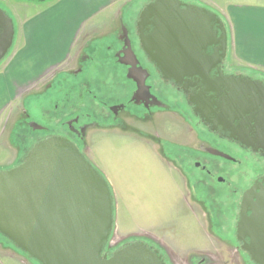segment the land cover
<instances>
[{"label": "water", "instance_id": "1", "mask_svg": "<svg viewBox=\"0 0 264 264\" xmlns=\"http://www.w3.org/2000/svg\"><path fill=\"white\" fill-rule=\"evenodd\" d=\"M137 34L164 79L202 84L195 98L202 117L213 114L214 124L231 129L245 145L264 148V82L219 71L228 33L216 12L184 0H153L140 14ZM14 37L13 18L0 8V62ZM211 71H219L218 76L211 78ZM262 217L248 220L258 226ZM113 222L107 179L66 140L38 141L17 165L0 169V235L38 264H165L141 243L103 255ZM257 233L262 240V229ZM263 248L254 252L257 258L250 252L262 264Z\"/></svg>", "mask_w": 264, "mask_h": 264}, {"label": "flooded vegetation", "instance_id": "2", "mask_svg": "<svg viewBox=\"0 0 264 264\" xmlns=\"http://www.w3.org/2000/svg\"><path fill=\"white\" fill-rule=\"evenodd\" d=\"M151 1L153 0L137 3L129 13L131 20L128 26L120 29L118 42L111 41L107 45L99 41L96 44V41L90 39L84 44L85 51L90 54V63H83L88 57L86 54L80 55V76H77L76 71L71 74L76 76L68 79L66 75H70V72L67 71L63 72V77L56 79L60 73H51L39 86L29 90V96L34 98L36 107L34 106L33 114L22 111L21 124L27 125L29 133L22 126L24 134L20 139L29 134L31 142L28 147H23L22 150L20 148V152H24L20 161L33 144L51 137L68 141L88 159L86 140L93 130L104 131L122 126L128 120L138 124L160 110L172 111L178 120L189 123L197 132V136L193 134L192 137L197 139L198 145L194 142L191 146L180 149L181 151L178 149L177 155L182 152L181 162L184 166L192 167L198 173L190 181L198 191V194H193L191 187L192 198L200 211L208 215V230L216 231L214 235L227 250L238 254L241 264H262L253 259L250 252L254 253L258 247H264V238L259 240L260 235H256L260 229L264 234V205L260 203V199L264 197V148L245 145L231 129L214 124L217 121L215 115H200L195 102L202 85L198 81L191 82L195 85L189 83L185 86L184 82L176 84L173 80L164 79L154 68L143 52L137 34L140 14ZM130 17L128 16L129 19ZM151 30L152 26H148L145 33L149 34ZM226 58L219 69L224 76H249L264 82L263 74L245 73L244 70L231 68L226 65ZM93 61L99 62V66L95 67L96 63ZM219 71H211L210 77H217ZM94 79L95 89L89 86ZM109 82L112 83L111 88L107 85ZM84 89L89 94L91 103L93 99L96 100L95 106L84 100L83 92H80ZM72 92H77L82 98L79 103V99L71 96ZM210 95L212 94H207ZM46 105H51V109H46ZM236 123L235 121L234 124ZM160 156L169 159L164 151ZM187 179L191 180L189 175ZM260 214H263L262 224L252 226L248 219ZM243 218L248 221H243ZM130 243L145 244L149 249L157 251L165 264H173L161 243L148 237H135L113 244L108 241L103 255L109 256ZM256 256L255 254L254 258ZM194 258V255L193 258L190 257L191 264H194ZM204 262L200 259L197 264Z\"/></svg>", "mask_w": 264, "mask_h": 264}, {"label": "rangeland", "instance_id": "3", "mask_svg": "<svg viewBox=\"0 0 264 264\" xmlns=\"http://www.w3.org/2000/svg\"><path fill=\"white\" fill-rule=\"evenodd\" d=\"M186 1L198 3V0ZM211 1L214 3L209 5L214 6L221 13L229 5L228 3L234 5L254 3L252 0ZM128 2L136 4L138 1L128 0ZM121 4L124 6L123 3ZM0 8L14 18L16 32L8 53L10 55L21 45L20 17H23V13L27 11L33 13L34 8L26 10L18 4L17 0H0ZM120 16L126 22L130 14L127 10ZM112 17L109 14L98 16L96 19L98 23L88 27L86 30L88 32H84L78 39L69 61L52 68L47 76L51 73L55 75L60 73L56 76L58 79L64 76L63 72L67 71L70 72V75H66L68 79H73L72 77L76 75L71 76V74L76 71L77 76H80L81 72L78 69L81 67L78 64L80 55L86 54L88 57L83 60V63L87 61L90 63V54L85 51L84 44L90 39L93 42L96 41V44L101 41L107 45L115 41L111 36V33L115 31L111 26L113 25L111 20L115 19ZM120 29L121 26L116 29L117 36L121 34ZM93 62L96 63L95 67L99 66V62ZM225 63L231 68L244 70L245 73L264 75L262 71L250 70L243 66L236 59L230 45ZM94 81L95 79L91 80L89 86L95 89ZM80 92H83L84 100L91 106L97 104L94 99L93 103L90 102L89 94L85 89ZM29 93L31 94V92H25L20 99L15 100L0 117V169L17 165L24 153L20 152V148L22 150L23 147H28L31 142L29 134V137L20 139L24 134L22 126L26 127L29 133L27 125L21 124L22 111L33 114L34 106L36 107V102ZM71 96L79 99L78 103L82 99L77 92H72ZM46 109H51V105H46ZM126 122L127 124L104 131L93 130L86 140L87 158L107 179L113 195L114 222L109 237L111 244L135 237L142 239L148 237L161 243L173 264H191L190 257L193 258V255L196 261L194 264H197L200 259L205 262L198 264H241L238 254L227 250L222 241L214 235L216 231L208 230V215L200 211L198 204L192 198V188L193 194H198V191L196 185L192 187L193 184L190 181L197 177L198 173L192 167L184 166L181 162L182 152L177 155L178 149L191 146L194 142L196 146L198 145L197 139L192 137L193 134L197 136L193 126L178 120L172 111L162 110L154 113L151 118L143 119L141 123L137 124L129 120ZM160 151L168 154L169 159L165 156L161 157ZM188 175L191 180L187 179ZM236 180L235 177L234 181ZM0 264L38 263L17 250L0 235Z\"/></svg>", "mask_w": 264, "mask_h": 264}, {"label": "crops", "instance_id": "4", "mask_svg": "<svg viewBox=\"0 0 264 264\" xmlns=\"http://www.w3.org/2000/svg\"><path fill=\"white\" fill-rule=\"evenodd\" d=\"M137 1L139 4L143 0ZM252 1L254 3H228L226 9L223 7V13L209 5L214 3L211 0L195 3L222 18L228 30V44L236 59L250 70L264 72V0ZM17 2L26 10L31 7L34 10L33 13L24 12L20 17L21 45L0 63V117L25 92L39 86L52 68L69 61L78 39L88 32V27L98 23V16L109 14L115 18L111 20L115 30L111 36L118 42L116 29L125 28L131 20L129 16L125 22L120 15L127 10L130 13L137 5L128 0Z\"/></svg>", "mask_w": 264, "mask_h": 264}, {"label": "trees", "instance_id": "5", "mask_svg": "<svg viewBox=\"0 0 264 264\" xmlns=\"http://www.w3.org/2000/svg\"><path fill=\"white\" fill-rule=\"evenodd\" d=\"M24 1L43 2V1H47V0H24ZM107 85H108V87H109V88H111V87H112V83H110V82H109Z\"/></svg>", "mask_w": 264, "mask_h": 264}]
</instances>
